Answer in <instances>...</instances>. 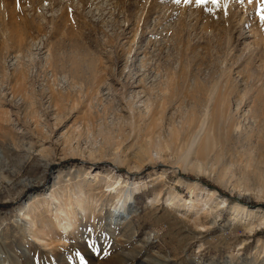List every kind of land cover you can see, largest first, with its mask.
<instances>
[{
    "label": "rangeland",
    "instance_id": "1",
    "mask_svg": "<svg viewBox=\"0 0 264 264\" xmlns=\"http://www.w3.org/2000/svg\"><path fill=\"white\" fill-rule=\"evenodd\" d=\"M262 216L264 0H0V264H264Z\"/></svg>",
    "mask_w": 264,
    "mask_h": 264
},
{
    "label": "bare ground",
    "instance_id": "2",
    "mask_svg": "<svg viewBox=\"0 0 264 264\" xmlns=\"http://www.w3.org/2000/svg\"><path fill=\"white\" fill-rule=\"evenodd\" d=\"M130 101H131L129 103L130 110L131 111L133 109L136 110L137 109V106H136L137 103L134 102V99H131ZM205 116H206V114H205ZM205 124H206V121H203L200 126L205 125ZM196 128H197V126H196ZM197 131L199 132V133L197 132L199 135L201 133L203 134V132L201 131V128L198 127ZM197 135H195V136L197 137ZM99 176H100V172H96V176L95 177L98 178ZM96 190L97 189H95V191ZM204 194H205V197H206V203H205V205H207L211 200H215L216 203H217L216 206L218 208H220V209L226 208L228 206L227 205V201L225 199H223V198L218 197L214 192H212V191H204ZM83 196H84V194L82 192H80L79 193V196L77 197L78 199H75L76 200L75 201V205L80 210V212L82 211V201H83L82 199H84ZM49 198H50V201H52V199L54 200V198H52V195H50ZM127 198H128V196L125 198L124 202H122V206H125V203H126V199ZM117 199H118V202H120V200L122 199V197H119L118 196ZM170 200H172L170 202V206L175 207L176 206L175 204H177V196L174 195ZM183 203H185L186 206L189 205L190 206V209H194V205L195 204H194V202L192 200H189V201H186V202H183ZM179 206H181V204H179L176 207H179ZM62 208H63L62 205L60 203L57 204V202H56V207H54V212H55V217H54L55 219L54 220L57 222L58 226L60 227L59 229H60L61 232L68 233L69 232V228H70V217L71 216L74 217L75 215H74V213L72 211L71 212L70 211L68 212V211H66V210H64ZM206 210H208V208L207 209H202V210L197 209V210H195V212H196V214H198L199 212H201L202 215H207V217L209 219H211V216H212L211 215V211L210 212L209 211L206 212ZM232 210H233V214H235L234 216L237 217V216H239L238 214H240V215H243L245 217L243 219V221H244L243 224H245V222H246V226H247V229H248L247 232L251 233L254 230L255 227L250 222H251L252 218L256 216L255 215V212L256 211L244 209V208H241L238 205H235ZM20 217L23 218L22 220H24V221L27 218V216H25V215H20ZM27 220H29V219H27ZM258 221H259V224H257V226L258 225L263 226L264 225V216L260 217ZM32 227H33V225L29 228V230H33ZM40 233H37L36 231L30 232V235L32 237V240H34L35 242L40 241V239H42V236H41ZM42 235H43L44 238H46L48 236L45 233H42ZM260 246H261V244H260ZM258 247H259V243H258ZM164 263H165V261H154L153 263L151 262V263H148V264H164Z\"/></svg>",
    "mask_w": 264,
    "mask_h": 264
},
{
    "label": "snow or ice",
    "instance_id": "3",
    "mask_svg": "<svg viewBox=\"0 0 264 264\" xmlns=\"http://www.w3.org/2000/svg\"><path fill=\"white\" fill-rule=\"evenodd\" d=\"M181 2V0H176V3H180ZM81 260H82V258H81ZM82 264H83V261H82Z\"/></svg>",
    "mask_w": 264,
    "mask_h": 264
}]
</instances>
